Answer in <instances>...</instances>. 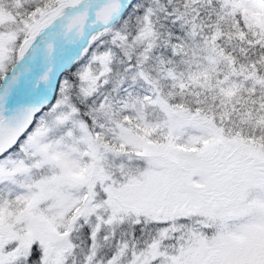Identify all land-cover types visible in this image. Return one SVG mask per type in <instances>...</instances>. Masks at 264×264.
<instances>
[{
	"label": "snow or ice",
	"instance_id": "obj_1",
	"mask_svg": "<svg viewBox=\"0 0 264 264\" xmlns=\"http://www.w3.org/2000/svg\"><path fill=\"white\" fill-rule=\"evenodd\" d=\"M0 264H264V0H0Z\"/></svg>",
	"mask_w": 264,
	"mask_h": 264
}]
</instances>
